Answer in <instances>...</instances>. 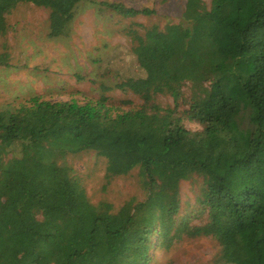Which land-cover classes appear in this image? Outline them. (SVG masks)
Returning a JSON list of instances; mask_svg holds the SVG:
<instances>
[{
	"label": "trees",
	"instance_id": "trees-1",
	"mask_svg": "<svg viewBox=\"0 0 264 264\" xmlns=\"http://www.w3.org/2000/svg\"><path fill=\"white\" fill-rule=\"evenodd\" d=\"M82 1L0 0V36L8 12L28 3L48 11V36L59 37ZM135 38L159 63L157 72L148 68L157 77L140 89L133 79L117 88L136 92L141 108L120 111L105 97H32L0 110V151L19 147L0 164V264H147L154 235L170 244L184 233L264 261V0H185L178 24ZM8 58L0 53V66ZM187 84L186 114L201 131L187 130L175 108L144 110L156 95L177 103ZM83 151L106 160V179L137 168L146 199L115 213L107 202L92 205L65 162ZM193 175L203 181L207 220L174 230L179 185Z\"/></svg>",
	"mask_w": 264,
	"mask_h": 264
},
{
	"label": "rangeland",
	"instance_id": "rangeland-1",
	"mask_svg": "<svg viewBox=\"0 0 264 264\" xmlns=\"http://www.w3.org/2000/svg\"><path fill=\"white\" fill-rule=\"evenodd\" d=\"M209 5L210 0H202ZM185 0H85L75 8L74 16L59 37L48 36L49 13L32 4L22 3L5 17L7 32L0 36V53L9 56L8 65L0 66V110L15 108L32 97L49 102L76 100L79 103L105 97L108 105L120 111L139 109L140 96L117 85L135 80L140 89L154 79L150 66L154 58L139 52L135 35L181 21ZM102 4H119L135 16L126 17ZM147 9L148 16L141 13ZM157 64V66H156ZM104 88L108 90H104ZM190 85L182 88L177 103L168 95H156L154 103L162 110L176 109L183 126L199 132L202 125L188 119ZM19 147L0 151V164L17 157ZM75 178L82 185L92 205L107 202L115 213L127 202H142L147 192L142 187L137 168L127 175L105 178L106 160L94 151H83L65 157ZM202 178L193 175L179 185V210L175 228L182 223L198 226L206 222V210L200 204ZM147 264H264L253 252L240 256L221 246L212 237H189L181 234L170 244L151 238Z\"/></svg>",
	"mask_w": 264,
	"mask_h": 264
}]
</instances>
